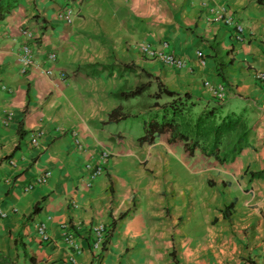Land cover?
<instances>
[{
    "label": "crops",
    "instance_id": "0c3cea01",
    "mask_svg": "<svg viewBox=\"0 0 264 264\" xmlns=\"http://www.w3.org/2000/svg\"><path fill=\"white\" fill-rule=\"evenodd\" d=\"M64 6L73 10L70 25L55 19ZM206 6L223 8L243 28L244 41H233L232 28L207 24ZM0 15V256L6 264H264V177H251L264 172V91L255 78L264 71V0H1ZM25 28L36 29L38 38L30 42L34 65L20 73L16 56ZM163 42L187 68L171 70L138 53L139 44L158 49ZM49 53L55 62L46 75ZM153 78L188 93L198 111L217 104L203 83L222 81L227 100L218 105L223 114L243 112L248 146L219 164L189 157L163 136L139 145L140 98L126 107L112 94L146 82L152 94ZM38 131L43 136L35 147L29 138ZM102 149L111 153L103 174L84 188L82 167L96 165ZM45 171L47 182L25 191ZM42 221L48 242L35 233ZM111 221L109 241L96 257L91 229L100 224L108 231ZM67 230L82 248L73 259L62 242Z\"/></svg>",
    "mask_w": 264,
    "mask_h": 264
},
{
    "label": "trees",
    "instance_id": "16d2710c",
    "mask_svg": "<svg viewBox=\"0 0 264 264\" xmlns=\"http://www.w3.org/2000/svg\"><path fill=\"white\" fill-rule=\"evenodd\" d=\"M100 69L104 70L106 66H100ZM125 69V66H121L122 71ZM93 73L91 70V75ZM151 85L150 82L141 83L134 89L119 90L112 94L113 98L125 101L140 98L147 93V98L152 100L148 110L149 116L142 125V135L137 138L139 145H150L158 136H163L167 145H181L182 153L187 156L199 154L219 164L230 163L248 146L249 129L243 112L223 114L222 107L218 104H206L198 111V104L192 101L188 93L178 94L170 91L157 78H153L155 92L150 94L148 89ZM114 114L115 112H111L108 115V121H113ZM251 177L262 178L264 172L251 173ZM36 212L35 207L30 216ZM122 217L123 215H120L118 219ZM110 224V231L108 229L104 235L101 252L105 250L111 235L113 221ZM28 260L33 262L30 257ZM6 263V259L0 256V264Z\"/></svg>",
    "mask_w": 264,
    "mask_h": 264
},
{
    "label": "built area",
    "instance_id": "2783aa9c",
    "mask_svg": "<svg viewBox=\"0 0 264 264\" xmlns=\"http://www.w3.org/2000/svg\"><path fill=\"white\" fill-rule=\"evenodd\" d=\"M206 10L207 15L205 17V21L207 24L213 23L223 27L232 28L233 41L237 44H240L244 41L243 28L239 24L235 23L232 17L224 12L223 8L206 6ZM72 17L73 11L69 6L62 7V9H60L55 14L56 21L61 22L64 25H69L72 21ZM21 35L24 41L20 46L19 53L16 56V63L19 66L20 73H25L34 65V57L31 52L30 42L34 44L35 40L38 38V34L37 30L34 28H25L21 31ZM137 50L142 58L156 61L168 69L178 71L187 68V60L169 51L168 45L165 42H163L158 49L151 47L149 44L142 43L137 46ZM194 56L197 58L199 66L203 67L205 61L203 59L202 53L200 51H195ZM47 62L48 65L42 72L46 75H50L55 62L54 53H49L47 55ZM255 78L264 91V71H257ZM204 86L215 100L221 102L225 99L227 94L225 86L221 84L210 85V83L207 81L204 82ZM4 119V122L6 121L7 123L9 118L5 116ZM42 136L43 133L41 131L31 135L29 138V144L36 147L38 144V139ZM72 142L77 151L82 150V146L79 140L76 138V133H72ZM110 156L111 153L109 151L102 149L98 155V161L96 165H92L91 163H85L83 165L82 170L85 173V176L81 181L82 187L89 188L91 182L103 174L104 167L107 165ZM49 176L50 172L48 171L39 174L31 182V184L25 187V191L31 190L34 186L44 185L47 182ZM1 216H5V214L2 213ZM91 232L92 244L90 245V249L93 252H99L104 241L105 227L100 224L95 225L92 227ZM35 233L41 242H48L49 238L46 234L45 221H42L36 225ZM62 242L69 249L70 255L72 257L78 255L81 252L82 248L79 244L80 242L75 237L74 232H70L68 230L65 231L62 235Z\"/></svg>",
    "mask_w": 264,
    "mask_h": 264
},
{
    "label": "rangeland",
    "instance_id": "374dc122",
    "mask_svg": "<svg viewBox=\"0 0 264 264\" xmlns=\"http://www.w3.org/2000/svg\"><path fill=\"white\" fill-rule=\"evenodd\" d=\"M220 83H223L222 81H220ZM153 89H154V87H153ZM148 93H151V91H150V88L148 89ZM147 93H144V95L142 96V97H140V105H141V108L140 109H143V110H145L144 111V113L142 112V114H141V118H143V119H147V117L149 116V111L147 110L146 111V108L147 107H149L150 106V104H151V102H152V100L149 98H147ZM132 100H130V99H128V100H125L126 102L128 101V103L127 104H125L126 105V107L127 106H131L133 103H132V101H133V99L134 98H131ZM212 99V98H211ZM135 100H137V99H135ZM226 100H227V98H226ZM192 101L193 102H195V103H198L196 100H194V99H192ZM214 101V100H213ZM215 102V101H214ZM222 104V103H221ZM201 105V104H200ZM133 106V105H132ZM135 108L137 109V106H136V103H135Z\"/></svg>",
    "mask_w": 264,
    "mask_h": 264
},
{
    "label": "clouds",
    "instance_id": "9594fccd",
    "mask_svg": "<svg viewBox=\"0 0 264 264\" xmlns=\"http://www.w3.org/2000/svg\"><path fill=\"white\" fill-rule=\"evenodd\" d=\"M72 11H73V10H72ZM72 19H73V17H72ZM71 22H72V21H71ZM70 24H71V23H70ZM70 24H69V25H70ZM63 25H64V24H63ZM160 65H161V64H160ZM163 67H164V66H163ZM165 68H166V67H165ZM217 84H221V85H223L222 83H217ZM203 85H204V83H203ZM210 85H215V84L210 83ZM223 86H224V85H223ZM206 90H207V89H206ZM207 92H208V91H207ZM226 92H227V90H226ZM208 93H209V92H208ZM209 94H210V93H209ZM226 95H227V94H226ZM210 96H211V95H210ZM211 98H212V100H214L217 104H220L221 102H223V101L225 100V99H224L223 101L219 102V101L215 100L212 96H211ZM225 98H226V97H225ZM108 228H109V227H108ZM105 232H106V229H105ZM48 238H49V237H48ZM48 241H49V240H48ZM69 252H70V251H69ZM100 252H101V248H100V251H99L98 253L96 252L97 254H96L95 256L98 257V254H99ZM99 255H100V254H99ZM74 257H75V256H74ZM74 257H72V256L70 255V258H71V259H73Z\"/></svg>",
    "mask_w": 264,
    "mask_h": 264
}]
</instances>
